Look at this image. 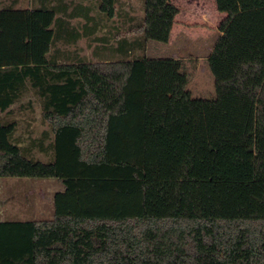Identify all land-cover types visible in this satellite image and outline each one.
<instances>
[{
    "label": "trees",
    "instance_id": "trees-1",
    "mask_svg": "<svg viewBox=\"0 0 264 264\" xmlns=\"http://www.w3.org/2000/svg\"><path fill=\"white\" fill-rule=\"evenodd\" d=\"M93 1L99 19L70 0L0 8V178L64 185L52 219L0 220V264H264V0H216L214 98L181 58H129L169 42L174 0H144L105 72L61 49L110 41L94 35L118 0ZM30 92L50 130L24 146L8 116Z\"/></svg>",
    "mask_w": 264,
    "mask_h": 264
},
{
    "label": "rangeland",
    "instance_id": "rangeland-1",
    "mask_svg": "<svg viewBox=\"0 0 264 264\" xmlns=\"http://www.w3.org/2000/svg\"><path fill=\"white\" fill-rule=\"evenodd\" d=\"M12 0H0V8L11 3ZM32 0H17L16 7L30 6ZM74 3L94 5L93 0H70ZM179 6L177 16L169 42L162 43L150 41L146 51L135 52L129 58L143 54L154 57H178L183 59L185 70L189 75L188 89L193 97L214 98L216 96L215 78L208 64V55L220 36L219 23L225 14L217 9L216 0H174ZM144 0H118V14L111 20H100V28L95 37L109 38L110 41L80 39L76 45L65 46L59 43L61 49L77 51L86 61L97 65L102 71H107V63L111 61L113 52L109 49L116 45L115 36L126 35L132 39L136 34V24L144 19ZM99 11L94 12V17L99 19ZM81 18H74L72 23H83ZM140 22V23H141ZM80 25V24H79ZM114 42V43H113ZM111 43V44H110ZM107 45V46H106ZM122 57H120L121 59ZM33 100V106L27 101ZM18 122L16 137L24 146L29 137H40L44 130L50 126L43 122L42 109L39 99L31 92L23 100V106L14 107L13 113L8 116ZM50 138L45 143L49 144ZM34 156L40 160H47L41 151L35 150ZM51 178H0V220L6 219H50V197L52 191L47 187Z\"/></svg>",
    "mask_w": 264,
    "mask_h": 264
},
{
    "label": "crops",
    "instance_id": "crops-1",
    "mask_svg": "<svg viewBox=\"0 0 264 264\" xmlns=\"http://www.w3.org/2000/svg\"><path fill=\"white\" fill-rule=\"evenodd\" d=\"M84 6L86 4H83ZM30 6H31V3H30ZM28 7V6H27ZM98 11V9H90V15L91 16H94V12ZM85 23V22H83ZM178 58V57H176ZM49 187H47L48 189H51V193L49 195H46V197H50V211L46 212L45 214H42V217L43 216H46L48 215V217H50V219L53 218L54 216V195L56 192H59V191H63L64 190V185L62 184L61 181H59L58 179H55V178H51V181L49 182ZM33 219H36V218H33Z\"/></svg>",
    "mask_w": 264,
    "mask_h": 264
}]
</instances>
